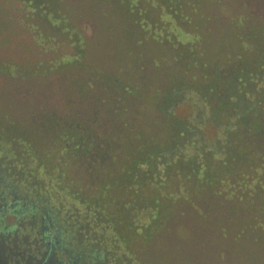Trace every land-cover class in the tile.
Segmentation results:
<instances>
[{"label": "rangeland", "instance_id": "obj_1", "mask_svg": "<svg viewBox=\"0 0 264 264\" xmlns=\"http://www.w3.org/2000/svg\"><path fill=\"white\" fill-rule=\"evenodd\" d=\"M247 4L0 0V170L38 189L71 220L67 224L74 234L106 249L105 264H254L248 245L254 235L247 228L238 232L246 223L238 221L242 212L237 208L223 202L204 208L202 194L191 191L185 194L189 201L171 200L170 193L159 198L163 208L154 209L140 187L141 197L133 203L123 197L133 190L125 189V181L101 190L113 173L109 161L97 162L96 155L88 157L95 161L89 163L81 149L62 143L68 137L62 123L71 120L87 122L108 139L121 130L123 135L113 136L127 153L117 174H124L126 156L144 140L169 151L171 114L182 118L199 112L189 93L171 94V76H255L254 61L262 56L256 46L264 43V29L248 37L240 27L243 8L251 7ZM162 93L166 98L159 99ZM114 94L124 99L120 105L108 103L116 102ZM224 110L216 112L221 124L228 116ZM221 124L205 120L199 129L211 140ZM135 132L142 136L134 137ZM222 188L223 199L228 189ZM99 191L109 195H103L104 204V197L96 198ZM149 225L151 235L138 238Z\"/></svg>", "mask_w": 264, "mask_h": 264}, {"label": "trees", "instance_id": "obj_2", "mask_svg": "<svg viewBox=\"0 0 264 264\" xmlns=\"http://www.w3.org/2000/svg\"><path fill=\"white\" fill-rule=\"evenodd\" d=\"M247 1L251 2V7L243 8L240 14L242 18L240 27L246 28L248 37H252L258 33L259 29H264V0H240V3L248 5ZM256 37H253V40L257 39ZM256 47L259 55L262 54V56L254 61L252 69L256 71L255 76L241 74H239L241 76H201L200 79L198 76H171V87H174L171 94L182 90L189 93L192 99L199 103L196 105V110L200 113H197L198 116L194 113L182 118H172L171 114V133L168 137L171 149L169 151L163 153V149L168 146L162 148L144 140L126 156L129 162L128 165L126 164L127 168L123 166L124 174H117L120 169L119 164L123 160L121 158L125 157V152L127 153L123 144L116 146L118 139L113 136L116 133L121 134V130H116V133L110 132L108 139L106 134L98 135V132L92 131L87 122L81 120L62 123L63 130L68 134L66 139L62 138L63 147L67 146L69 141L76 150L81 149L89 163L95 161L88 157L92 158L96 155L100 156L95 157L94 160L97 158V162L109 161L113 165V173L110 172V182L108 181L101 190L104 187L111 190L125 181L122 183L125 189L132 187L133 190L129 191L131 195L128 196L129 198L123 197L133 203L139 201L138 196L141 197L140 191L138 192L140 187L144 194L142 195L144 201L148 200L154 209L163 208L160 202L163 200L161 197L169 196L170 193L171 200L177 201L182 198L189 201L185 194L191 191L202 194L204 208L209 204H222V202L227 203L231 208H237L242 212L241 216H238V221L246 223L238 227V232L247 228V231L254 235L248 241L253 254L252 261L254 264H264V43L261 42ZM108 80L118 82L119 78L109 76ZM123 90L126 92L128 88L124 86ZM131 94L137 100L145 99L137 92ZM161 96L163 98L159 99L166 98L163 93ZM114 97L116 102L110 100L108 102L111 103L110 105L115 103L120 105L124 100L117 94H114ZM111 98H113L112 94L109 99ZM174 101L171 100V106ZM105 105L108 106L107 102ZM165 109V112L169 113L170 107L165 106ZM221 109H225L224 112L228 114L222 124L215 120L216 112ZM120 111L123 112L120 108L115 113L122 115ZM202 113L205 115L202 116ZM205 120L216 124L215 126L221 124V128L214 132L215 135L211 140L205 139L199 129ZM125 128L123 124V131L126 130ZM127 128H129L128 125ZM63 130L57 131L60 137ZM219 133L221 136L218 138ZM133 136L138 138L142 134L135 132ZM15 145L14 143V148ZM41 153L39 152L36 156ZM18 155H22L21 151ZM121 171H123L122 168ZM222 185H226L228 189V193H224L225 199L221 196L223 195ZM207 188H210L209 192ZM103 195L109 197L107 193L102 194V191H99L96 198L103 199ZM106 199L108 198H105L102 204L107 202ZM115 200L119 198L108 201L113 203ZM154 215L157 216L153 214L152 217ZM150 228L151 225L146 227L138 238L151 235V233L147 235Z\"/></svg>", "mask_w": 264, "mask_h": 264}, {"label": "flooded vegetation", "instance_id": "obj_3", "mask_svg": "<svg viewBox=\"0 0 264 264\" xmlns=\"http://www.w3.org/2000/svg\"><path fill=\"white\" fill-rule=\"evenodd\" d=\"M68 222L38 189L0 170V264H105L106 249Z\"/></svg>", "mask_w": 264, "mask_h": 264}]
</instances>
